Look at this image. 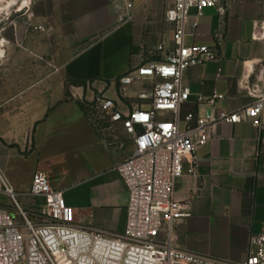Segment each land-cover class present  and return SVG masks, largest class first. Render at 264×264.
I'll use <instances>...</instances> for the list:
<instances>
[{"label": "crops", "instance_id": "0c3cea01", "mask_svg": "<svg viewBox=\"0 0 264 264\" xmlns=\"http://www.w3.org/2000/svg\"><path fill=\"white\" fill-rule=\"evenodd\" d=\"M132 2L131 22L121 20L113 0L0 2L1 173L17 203L31 213L43 209V199L30 196L32 176L43 173L63 192L77 228L113 237L125 231L128 204L116 168L133 145L120 124L98 119L89 106L105 97L130 111L135 90L121 101L119 78L142 63L141 43L170 38L164 16L172 0ZM261 22L264 0H231L223 19L213 8L203 10L185 42L216 49L219 60L187 70L190 98L182 118L211 112L198 96H224L216 114L251 104L243 86L264 62V40L254 39ZM195 155V161L183 160L184 176L174 191L190 213L174 229L176 243L242 262L250 237L264 228V113L258 129L249 122L218 124ZM10 206L0 192V208L13 213Z\"/></svg>", "mask_w": 264, "mask_h": 264}, {"label": "built area", "instance_id": "2783aa9c", "mask_svg": "<svg viewBox=\"0 0 264 264\" xmlns=\"http://www.w3.org/2000/svg\"><path fill=\"white\" fill-rule=\"evenodd\" d=\"M113 1L122 13L121 20L133 21L132 0ZM230 2L172 0L164 16L170 38L118 80L121 101L129 100V93L135 90L131 110L124 113L115 101L105 97H98L89 106L98 119L120 124L133 145L132 155L116 168L128 191L123 235L113 237L103 231L77 228L63 192L53 188L41 172L32 176L30 196L43 199V209L40 213L26 211L0 170V192L8 195L14 209L12 213L0 208V264H264V228L250 237L246 258L239 263L188 251L174 237L175 227L190 216L188 203L174 196L184 176L183 160L191 157L195 161L197 149L210 141L220 123L249 122L255 129L261 126L264 62L256 66L254 80L243 86L252 99L244 109L216 114V105L224 96H198L197 102L205 103L211 112L181 117V107L190 98L187 70L219 60L216 49L185 41L194 36L204 9H215L223 19ZM254 39L264 40V22L257 26Z\"/></svg>", "mask_w": 264, "mask_h": 264}, {"label": "rangeland", "instance_id": "374dc122", "mask_svg": "<svg viewBox=\"0 0 264 264\" xmlns=\"http://www.w3.org/2000/svg\"><path fill=\"white\" fill-rule=\"evenodd\" d=\"M2 1L3 0H0V2H2ZM9 2L10 3H14L15 0H9ZM9 12H11V11H9ZM167 35H168V32H167ZM168 39H169V37L166 36L165 38L162 37L160 40H156V41H145V42L141 43V45L139 47L141 60L143 62H145L146 59H148L151 56L150 53L153 51L154 47H156L162 41H167ZM10 207H11L12 211H14L13 207L12 206H10Z\"/></svg>", "mask_w": 264, "mask_h": 264}, {"label": "bare ground", "instance_id": "6f19581e", "mask_svg": "<svg viewBox=\"0 0 264 264\" xmlns=\"http://www.w3.org/2000/svg\"><path fill=\"white\" fill-rule=\"evenodd\" d=\"M15 2H16V0H15ZM15 2H14V3H15Z\"/></svg>", "mask_w": 264, "mask_h": 264}]
</instances>
